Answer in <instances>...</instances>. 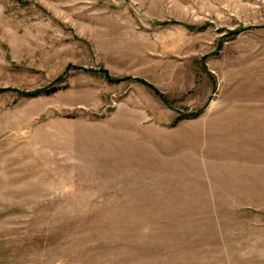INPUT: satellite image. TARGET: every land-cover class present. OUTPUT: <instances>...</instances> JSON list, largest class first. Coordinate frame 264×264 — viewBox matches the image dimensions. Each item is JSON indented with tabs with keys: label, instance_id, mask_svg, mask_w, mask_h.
Masks as SVG:
<instances>
[{
	"label": "rangeland",
	"instance_id": "374dc122",
	"mask_svg": "<svg viewBox=\"0 0 264 264\" xmlns=\"http://www.w3.org/2000/svg\"><path fill=\"white\" fill-rule=\"evenodd\" d=\"M208 115L264 116V0H0V264H264Z\"/></svg>",
	"mask_w": 264,
	"mask_h": 264
},
{
	"label": "crops",
	"instance_id": "0c3cea01",
	"mask_svg": "<svg viewBox=\"0 0 264 264\" xmlns=\"http://www.w3.org/2000/svg\"><path fill=\"white\" fill-rule=\"evenodd\" d=\"M210 116L208 115V119ZM206 122V121H205ZM208 122H213L212 127H208L209 131H213L216 134H220L221 137H244V134L257 133V136L264 137V116L256 115H215L211 116ZM238 134V135H237ZM176 264H187V263H176Z\"/></svg>",
	"mask_w": 264,
	"mask_h": 264
}]
</instances>
